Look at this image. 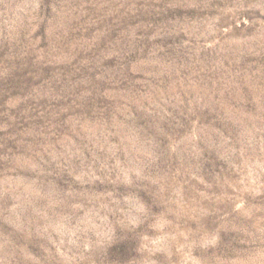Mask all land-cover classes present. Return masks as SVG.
Wrapping results in <instances>:
<instances>
[{
    "label": "rangeland",
    "instance_id": "374dc122",
    "mask_svg": "<svg viewBox=\"0 0 264 264\" xmlns=\"http://www.w3.org/2000/svg\"><path fill=\"white\" fill-rule=\"evenodd\" d=\"M0 264H264V0H0Z\"/></svg>",
    "mask_w": 264,
    "mask_h": 264
}]
</instances>
